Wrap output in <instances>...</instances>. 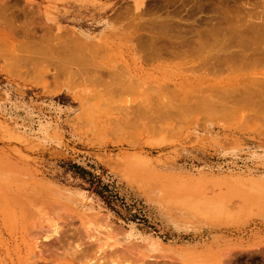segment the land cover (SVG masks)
Listing matches in <instances>:
<instances>
[{"label":"rangeland","instance_id":"rangeland-1","mask_svg":"<svg viewBox=\"0 0 264 264\" xmlns=\"http://www.w3.org/2000/svg\"><path fill=\"white\" fill-rule=\"evenodd\" d=\"M263 55L264 0H0V264L14 187L65 204V235L81 216L163 244L149 264H264Z\"/></svg>","mask_w":264,"mask_h":264},{"label":"bare ground","instance_id":"bare-ground-1","mask_svg":"<svg viewBox=\"0 0 264 264\" xmlns=\"http://www.w3.org/2000/svg\"><path fill=\"white\" fill-rule=\"evenodd\" d=\"M174 27V26H173ZM178 31V30H177ZM176 32V31H175ZM165 35V34H163ZM174 36V34H173ZM155 37V36H153ZM152 37V38H153ZM164 37V36H162ZM167 37V36H166ZM170 37V35L168 36ZM157 38V37H156ZM174 37H171V39ZM150 39V38H149ZM155 39V38H154ZM170 40V39H169ZM199 40V39H197ZM202 40V39H201ZM251 40V39H250ZM150 41V40H148ZM179 41V40H178ZM143 42V41H142ZM141 42V43H142ZM165 42V41H164ZM171 42V41H170ZM199 42V41H198ZM250 42V41H249ZM254 42V41H253ZM252 42V43H253ZM144 43V42H143ZM146 43V42H145ZM150 43V42H149ZM148 45H151V43ZM181 43V42H180ZM203 43V42H202ZM184 44V43H183ZM248 44V43H247ZM250 44V43H249ZM159 45V44H158ZM202 45V44H200ZM255 45V44H254ZM247 46V45H245ZM251 46V45H250ZM180 47H182L180 45ZM179 47V48H180ZM154 48V47H153ZM160 48V47H159ZM251 50V49H250ZM240 51V50H238ZM152 52V51H151ZM250 52V51H249ZM254 52V49H253ZM157 53V52H156ZM167 53V52H166ZM229 53V52H228ZM238 53V52H236ZM241 53V52H240ZM251 53V52H250ZM255 53V52H254ZM257 53V51H256ZM154 54L151 53L150 56H152ZM165 54V53H164ZM217 54V53H216ZM232 54V53H231ZM245 54V53H244ZM12 55V54H11ZM155 55V54H154ZM157 55V54H156ZM168 55V54H167ZM166 55V57H167ZM170 55V54H169ZM257 55V54H256ZM221 56V55H220ZM230 56V55H229ZM244 56V55H243ZM264 56V55H263ZM18 57V56H17ZM231 57V56H230ZM234 57V56H233ZM232 57V58H233ZM245 57V56H244ZM251 57V56H250ZM152 58V57H151ZM214 58V57H213ZM242 58V57H241ZM249 58V57H248ZM144 59V58H143ZM221 59V58H220ZM257 59V58H256ZM255 59V60H256ZM259 59V58H258ZM161 60V59H160ZM216 60V59H215ZM218 60V59H217ZM236 60V59H235ZM248 60V59H247ZM251 60V59H249ZM253 60V59H252ZM263 60V59H262ZM227 61V60H226ZM237 61V60H236ZM11 62V61H10ZM221 62V61H220ZM223 62V61H222ZM231 62V61H230ZM239 62V61H238ZM249 62V61H248ZM255 61H253L254 63ZM18 63V62H17ZM228 63V62H227ZM226 63V64H227ZM262 63V61L260 62ZM260 63L257 62L258 65H260ZM264 63V61H263ZM262 63V64H263ZM147 64V63H146ZM243 64V63H242ZM250 64V63H248ZM248 64H246L248 66ZM12 65V64H11ZM221 65V64H220ZM223 65V64H222ZM225 65V64H224ZM23 66V65H21ZM215 66V65H214ZM217 66V64H216ZM228 66V65H227ZM254 67V66H251ZM261 67V66H260ZM259 67V68H260ZM264 67V66H263ZM11 68V67H10ZM14 68V67H13ZM29 68V67H28ZM95 68V67H94ZM218 68V67H217ZM227 68V67H226ZM12 69V68H11ZM17 69V68H16ZM219 69V68H218ZM247 69V68H246ZM14 70V69H13ZM18 70V69H17ZM250 70V69H248ZM254 70H256L254 68ZM258 70V68H257ZM96 71V70H95ZM264 71V70H263ZM17 72V71H16ZM30 72V71H29ZM27 73L30 74V73ZM112 72V71H111ZM11 73V72H10ZM34 73V72H33ZM56 73V72H55ZM54 73V74H55ZM95 73V72H94ZM100 73V72H98ZM113 73V72H112ZM110 73V75L112 74ZM14 74V73H13ZM17 74V73H15ZM36 74V73H35ZM57 74V73H56ZM59 74V73H58ZM89 73H87L88 75ZM97 74V73H96ZM108 73H106L107 75ZM115 74V73H114ZM134 74V73H133ZM132 74V75H133ZM136 74V73H135ZM251 74V73H250ZM263 74V73H262ZM261 74V75H262ZM12 75V74H11ZM32 75V74H31ZM117 75V74H115ZM130 75V74H129ZM14 76V75H12ZM24 76V75H23ZM29 76V75H28ZM27 76V77H28ZM41 76V75H40ZM58 76V75H57ZM85 76V75H83ZM114 76V75H113ZM136 76V75H135ZM260 76V75H259ZM263 76V75H262ZM43 77V76H42ZM55 77V75H54ZM59 77V76H58ZM111 77V76H109ZM253 77V76H252ZM264 77V76H263ZM37 78V77H36ZM140 78V77H139ZM56 79V78H54ZM98 79V78H97ZM96 79V81H97ZM84 80V79H83ZM88 80V79H87ZM101 80V79H100ZM262 80V79H261ZM138 81L135 79V82ZM250 82H253L252 80H249ZM100 82V81H99ZM260 82V81H259ZM101 83V82H100ZM258 83V81H257ZM262 83V82H261ZM264 83V82H263ZM131 84V83H129ZM253 84V83H252ZM259 84V83H258ZM103 85V84H101ZM254 85V84H253ZM261 85V84H260ZM95 86V85H94ZM133 86V87H132ZM255 86V85H254ZM263 86V85H262ZM105 87V86H104ZM130 87V86H129ZM132 88H134V85H131ZM103 88V86L101 87ZM95 89V87H94ZM105 88H103L104 90ZM121 89V88H120ZM126 89V87L124 88ZM97 90V88L95 89ZM264 90V88H263ZM262 90H260L259 92H261ZM98 92V91H97ZM130 92V91H129ZM95 93V92H94ZM105 93V92H104ZM119 94V93H118ZM253 94V93H252ZM96 95V94H95ZM128 95V94H127ZM89 98V97H88ZM85 98V99H88ZM94 98V96H93ZM91 99V98H90ZM123 99V98H122ZM126 99V98H125ZM124 99V100H125ZM89 100V99H88ZM258 101V100H257ZM130 103V102H129ZM164 106V105H163ZM177 106V105H175ZM132 107V106H131ZM140 106H138L139 108ZM157 107V106H156ZM159 107V106H158ZM178 107V106H177ZM259 107V106H258ZM133 108V107H132ZM131 108V109H132ZM142 108V107H140ZM139 108V109H140ZM160 108V107H159ZM181 108V107H180ZM175 109V108H174ZM182 109V108H181ZM139 111V110H137ZM178 110L176 109V112ZM140 114H141V109H140ZM138 112V113H139ZM142 112H146L144 111V109H142ZM150 112V111H149ZM170 112V111H169ZM174 112V111H172ZM155 113V112H152ZM157 113V112H156ZM256 113H261V112H256ZM172 114V113H170ZM176 114V113H175ZM139 115V114H138ZM158 115V114H157ZM261 115V114H260ZM140 116V115H139ZM160 116V115H159ZM256 116V115H255ZM136 117V116H135ZM263 117V116H262ZM261 117V118H262ZM162 118V116H161ZM159 117V119H161ZM218 119V118H216ZM264 119V117L262 118ZM160 124V123H159ZM157 125V124H156ZM159 127V126H158ZM13 185V184H12ZM6 186V185H5ZM7 187V186H6ZM1 188V187H0ZM8 189V187H7ZM11 189V188H10ZM15 189V187H14ZM11 189V193L10 195L13 193L16 194V190ZM17 189V188H16ZM3 190V189H2ZM5 191V190H4ZM8 191V190H6ZM16 191V192H15ZM10 192V191H9ZM19 193V192H18ZM14 194L12 195L13 198L11 203L14 200V203H18L20 202V211L15 212V219H16V224L18 225V229L19 227L21 228L19 231V235L15 238V241L12 242V245H9V247L6 248V253L10 256V262L11 264H65V263H60V262H55V263H49L46 262V260H44L42 258V254L43 256H45L46 254V249H48L49 245L50 248L51 247H56V249L60 250V249H64L63 251H66L69 253H72L71 256L76 253L77 256H82L79 257L81 259H83V264H135V262H138L137 264H141L142 261L144 262H148V260L146 261V257L149 256V258H152V256L154 257L155 255L159 254V255H163L164 251H166L165 248H163V244L162 245H156L154 241H150L149 238H140L139 236L135 235L134 233H128L126 235V238L129 237V244L126 246H120L117 244L118 242V234L119 232L117 230H115L113 228V225H111L110 223H108L106 220H93L91 218H82L81 216H77L79 218V225L75 224V226H73L72 228H76L77 226H79V231L77 232V230L74 229V233L81 235L79 239L78 236L76 235V239L74 236V233L71 235L70 232L67 233L65 235V232L63 231V224H65V220H69V218L66 217V213L68 212V208L64 205L58 204V203H53L51 201V204L49 202L48 205H41L38 206L36 204V202L34 200H23L24 197L21 200L22 196H18L19 194ZM24 194V193H23ZM21 195V194H20ZM26 195V194H25ZM6 196V195H5ZM4 196V197H5ZM9 196V193H8ZM19 198V201L16 199V197ZM1 197V195H0ZM27 197V196H25ZM5 200V199H4ZM21 200V201H20ZM5 201H2V203ZM210 203V202H209ZM8 204V203H6ZM13 204V203H12ZM55 204V205H53ZM210 207V206H209ZM212 208H214L215 210L216 207L215 206H211ZM218 207V206H217ZM208 209V208H207ZM221 209V208H219ZM213 210V209H212ZM221 211V210H220ZM222 211H224L222 209ZM216 212V211H214ZM213 213V212H212ZM218 215V212H216ZM220 213V212H219ZM221 214V213H220ZM9 216V215H8ZM72 217V216H71ZM66 218V219H65ZM75 218V217H74ZM70 222V224H72V221H68ZM73 220V218H72ZM78 221V220H77ZM9 222V221H8ZM73 223H77L74 222ZM68 224V223H66ZM69 226V225H68ZM14 227V226H13ZM66 227V226H65ZM68 228V227H66ZM10 229V228H9ZM28 229V230H27ZM30 229V230H29ZM65 229V228H64ZM72 229V230H73ZM70 231V230H69ZM76 231V232H75ZM71 235L73 237V239L77 240L75 241L74 245L71 244H66L67 242L70 243V239L68 240L69 237L68 236ZM65 236H68L67 238H65ZM83 236V237H82ZM72 239V238H71ZM66 240H68L66 242ZM73 241V240H72ZM145 242V244H147V246H149L150 251H141L139 250V244L140 242ZM74 242V241H73ZM48 245V246H47ZM68 245V247H66ZM71 245V246H70ZM66 247V248H65ZM259 249V248H258ZM54 250V251H57ZM262 250V249H261ZM53 251V252H54ZM200 251V250H199ZM242 251V250H241ZM260 251V250H259ZM264 251V250H263ZM52 252V253H53ZM209 252V251H208ZM244 252V251H242ZM261 252V251H260ZM51 253V252H50ZM80 253V254H79ZM248 253V252H247ZM264 253V252H263ZM48 254V253H47ZM233 254V253H232ZM243 254V253H242ZM253 254V253H252ZM69 255V254H68ZM220 255V254H219ZM230 253H223L222 255H220L221 257H216L217 260H213L212 257H200L197 259H187V258H183L179 259L182 262L188 263V264H238L239 263V258H237V256L239 254H237L236 256L233 255V257H230ZM249 255V254H248ZM76 256V255H75ZM130 256V257H129ZM215 256V255H214ZM250 256V255H249ZM46 257V256H45ZM52 257V256H51ZM77 257V259H78ZM236 257V258H235ZM251 257V256H250ZM48 258V255L47 257ZM74 258V256H73ZM131 258H133V260H131ZM161 258V257H160ZM215 258V259H216ZM76 259V258H74ZM149 262L147 264L150 263ZM156 260V259H155ZM162 260V259H161ZM50 261V260H49ZM82 261V260H81ZM152 261V260H151ZM51 262V261H50ZM131 262V263H130ZM156 263H158V260L155 261ZM172 262V261H171ZM242 262V261H241ZM70 263V262H69ZM163 263V262H162ZM9 264V263H8ZM78 264V262L76 263ZM143 264V262H142ZM146 264V263H145ZM152 264V263H151Z\"/></svg>","mask_w":264,"mask_h":264},{"label":"crops","instance_id":"crops-1","mask_svg":"<svg viewBox=\"0 0 264 264\" xmlns=\"http://www.w3.org/2000/svg\"><path fill=\"white\" fill-rule=\"evenodd\" d=\"M130 229V228H129ZM135 231V230H134ZM137 231V230H136ZM140 233V232H139Z\"/></svg>","mask_w":264,"mask_h":264}]
</instances>
